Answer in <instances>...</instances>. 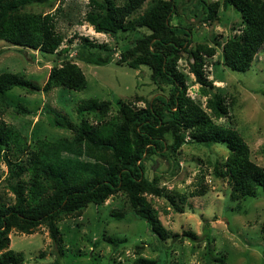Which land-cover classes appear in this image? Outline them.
Instances as JSON below:
<instances>
[{"label": "trees", "instance_id": "obj_1", "mask_svg": "<svg viewBox=\"0 0 264 264\" xmlns=\"http://www.w3.org/2000/svg\"><path fill=\"white\" fill-rule=\"evenodd\" d=\"M145 1L147 6L143 12L127 20ZM194 1L199 8L194 16L200 23L217 19L219 5H230L239 12L240 34L221 44V58L223 65L231 70H248L264 43V0ZM177 2L88 0L87 3L90 10L85 13L84 20L95 32L114 38L120 31L146 30L130 40L132 45L121 50L115 61L133 69L146 66L150 70L156 91L149 99L140 98L144 99L143 107L135 106L130 99L118 98L117 107L110 115L112 104L109 100L88 99L76 109L78 114L84 112L90 117L80 118V123L72 130V140L62 147L48 144L46 148L33 149L15 126L0 121V163L3 162L7 170L0 182V264L23 262L22 253L8 247V235L12 230L31 234L41 225L47 228L57 248L52 264H58L63 254L58 223L64 218L79 216L87 206L102 205L119 192L124 195L130 213L146 224L158 243L169 236L175 240L183 237L196 240L197 235L191 230L169 235L147 197H166L174 210L182 211L161 184L163 173L155 171L149 178L146 164L158 158L165 160L167 166L176 167V154L185 142L205 146L224 144L225 158L210 164L214 175L227 179L231 201L255 197L258 189L264 191V169L250 158V149L243 136L235 127L215 122L227 115L228 106L222 94L210 92L214 85L204 72V58L215 54L214 45L198 42L190 50L189 71L200 84L199 93L206 97L205 107L209 112L187 94L186 76L178 69L177 59L182 52L188 51L193 40L190 28L170 22ZM32 4L51 5L50 0H0V39L54 53L63 41L62 34L55 29V12L27 10L26 6ZM84 40L86 43L76 53L78 60L93 64L110 61L108 55L91 50L93 47L107 50L106 44H93L86 37ZM15 86L43 92L54 87L82 90L86 78L71 57L51 65L41 87L21 73L0 71V112L8 106L6 92ZM13 110L23 115L30 113V109L20 103H16ZM48 111L57 125L67 126V120L58 112ZM50 150L54 152L53 157L49 156ZM62 151L82 157L83 161L62 157ZM177 194L181 202L187 199L185 193ZM110 214L117 219L126 215L116 210ZM203 227L210 253L208 223ZM101 239L116 245L110 236L102 235ZM213 259L223 264V256ZM132 264H159V261L139 256Z\"/></svg>", "mask_w": 264, "mask_h": 264}, {"label": "rangeland", "instance_id": "obj_2", "mask_svg": "<svg viewBox=\"0 0 264 264\" xmlns=\"http://www.w3.org/2000/svg\"><path fill=\"white\" fill-rule=\"evenodd\" d=\"M122 1L116 0L117 3ZM50 3L32 4L26 9L42 13L55 12V29L62 34L63 41L54 53L33 50L0 39V71L21 73L41 87L50 66L59 64L65 57H71L86 78V86L82 90L54 87L43 92L27 91L15 86L6 92L8 106L0 112V121L15 126L33 149L46 148L48 144L62 147L70 142L72 130L78 126L80 118L90 117L84 112L78 114L76 109L88 99L109 100L112 104L111 115L117 107L118 98L130 99L135 106L143 107L144 99L151 98L156 91L146 66L133 69L115 63L120 51L132 45L130 40L138 36L139 32H146L144 28L131 32L120 31L113 38L95 32L84 20L85 13L90 10L88 0H50ZM146 6L145 1L127 20L140 15ZM198 11L194 0H178L176 13L170 21L191 29L193 43L177 59L178 69L186 76L187 94L209 112L205 107L206 97L199 93L200 84L189 71L192 61L190 50L198 42L214 45L215 54L204 58V72L207 80L214 85L210 92L222 94L228 106L227 115L215 119V122L238 129L249 146L250 158L264 169V43L248 70H231L222 63L221 44L227 38L239 36V12L230 5H219L217 19L200 23L198 17L194 16ZM85 37L93 44L107 45V50L98 47L91 50L102 56L108 55V63H86L76 58L77 50L86 43ZM63 48L67 51H62ZM16 103L29 108L30 113H16L13 110ZM50 109L67 120L66 127L54 122L48 111ZM226 154L223 143L205 146L185 142L176 154V167H169L165 160L158 158H155L154 163L146 164L149 178L155 171L163 173L161 184L169 190L168 195L174 198L182 210H174L166 197L147 196L168 234L191 230L197 235L196 240L192 241L188 237L175 240L169 236L161 244L158 243L147 230L146 224L130 213L124 195L119 192L107 198L102 205L87 206L79 216L67 217L58 223L63 249L58 264H132L139 256L156 259L159 264H218L214 256H223V264H264V191L258 189L255 197L231 201L227 179L214 175L210 164L222 161ZM49 156H54L52 150ZM60 156L83 161L82 157L63 151ZM6 172L5 164L1 162V183ZM190 192L194 195H188ZM177 193H185L187 199L181 202ZM114 210L126 215L117 219L110 214ZM205 223L209 225L210 253L203 236ZM102 235L112 237L116 245L101 239ZM8 236V247L22 253V264H52L57 256V248L44 225L31 234L12 230Z\"/></svg>", "mask_w": 264, "mask_h": 264}]
</instances>
